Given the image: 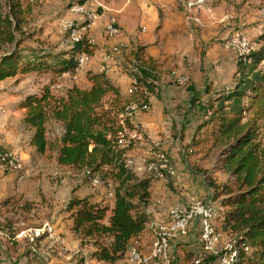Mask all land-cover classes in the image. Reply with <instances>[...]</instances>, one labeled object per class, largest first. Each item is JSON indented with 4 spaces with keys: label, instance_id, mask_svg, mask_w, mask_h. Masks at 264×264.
Segmentation results:
<instances>
[{
    "label": "trees",
    "instance_id": "obj_1",
    "mask_svg": "<svg viewBox=\"0 0 264 264\" xmlns=\"http://www.w3.org/2000/svg\"><path fill=\"white\" fill-rule=\"evenodd\" d=\"M31 12L29 0L24 3L0 0V80L29 72L53 76L75 74L77 56L93 52L86 34L57 52L41 44L26 45L25 40L32 35L23 25ZM253 42L257 46L247 56L235 54L232 83L227 88L223 86L213 94L209 86L202 91L193 85L187 88L189 106L200 116L197 131L209 127L213 143L219 146L221 167L233 177L231 183L206 178L205 184L211 189L209 198L223 208L217 209L219 228L237 242L236 264H264V30ZM129 55L130 68H125V72L133 80L131 94L122 95L105 72H88L87 88L73 84L63 94H57L47 84L18 104L25 111L22 122L32 129L30 144L36 153L53 157L56 164L79 174L89 185L91 178L97 176L101 186L111 189V207L91 195L72 194L64 208L72 219L70 228L79 246L91 247L89 257L108 264L126 258L129 248L150 221L146 208L155 179L136 175L124 164L121 151L115 150L116 135L121 129L118 115L125 112L130 102L148 105V98L156 93L160 79L157 60L146 56L143 46H132ZM125 125L132 126L128 118ZM12 199L7 198L1 204L17 210V201ZM25 205L27 202L22 204ZM4 218L0 229L4 226L13 237L12 223ZM176 243L190 264L216 263L212 255L196 263L200 251L187 249L189 241ZM29 254L32 253L24 251L10 262L18 264ZM37 258L29 257L25 264H42ZM170 261L175 264L177 258L170 255ZM78 264H85V260Z\"/></svg>",
    "mask_w": 264,
    "mask_h": 264
},
{
    "label": "rangeland",
    "instance_id": "obj_2",
    "mask_svg": "<svg viewBox=\"0 0 264 264\" xmlns=\"http://www.w3.org/2000/svg\"><path fill=\"white\" fill-rule=\"evenodd\" d=\"M29 1L32 3V14L27 16L23 29L32 36L25 40L24 44L30 46L41 44L46 48H52L56 52L65 50L70 39L69 33L63 29L62 24L70 21L79 28L82 17L74 13L65 15L63 10L69 6H66V1L60 4L61 8L56 13H52L49 10L54 9V6L62 0ZM75 1L69 0V3ZM102 1L107 2V0ZM108 2V5H110V0ZM91 3L93 5L90 4L87 7L92 12L97 13L98 10H103L98 7L99 5L94 0ZM177 4L184 13L187 24L184 27L183 38L184 36L187 37L185 39L192 41L194 45L187 48L185 42H183L182 48H173L176 51L173 52L172 50L171 55L155 58L160 70V79L157 82L156 93L150 95L149 98L154 97L158 101L156 103L157 111L162 107L164 116H166L165 123L152 124L154 133L150 136L144 135L145 133L141 130L140 123L137 122L138 126L135 125L137 128H141L143 138L141 142L138 141L133 146L135 149L132 152L134 156L132 159L135 160H133V170L136 173L143 171V165L145 164V161H142L144 151L154 152L155 145L158 144V147L168 158L172 171L165 178L154 179L152 182V199L147 209L150 210L151 214L161 213L162 211L169 213L168 210L175 206L187 207L194 201L213 204L216 209H223L218 202H214L209 198L211 189L206 186L205 181L208 178L213 179L217 183H231L233 182V177L221 167L222 159L219 154V146L213 143V139L209 135V127L197 131L200 116L194 108L189 106L187 88L189 85H193L196 90L202 91L205 86H209L211 88L210 92L213 94L221 86L228 84L232 74L235 53L224 46L225 42L233 34L242 32L251 40L252 46L255 48L257 45L253 40L257 35H253L254 31L260 24L264 25V0H178ZM193 8L194 12H190L189 10ZM68 12L70 13L69 10ZM99 15H102L101 12ZM113 22L116 24L115 21ZM259 30H262V28ZM83 34H87V38L91 40L93 52L90 54V62L82 68L79 67L74 77L67 74L53 76L51 74L39 75L35 72L23 75L19 73L12 84L9 82L0 83V88L6 91L2 95L3 101L11 98V94L28 95L30 93H38L47 84H57L56 87L53 86L52 90L59 92L67 85L80 83V78L87 70L86 67L96 63L104 53L111 54L113 59H115V56L117 57L116 60L121 71L125 72V68H130L129 46L126 50L125 46L118 45V47L116 43H110L115 37H108L104 28L103 32H101L102 40L100 42L95 39V35L90 30ZM101 42H104L102 46L99 45L102 44ZM210 45L211 48L209 47ZM130 46L132 47V44ZM219 57H222L220 61L214 64L209 63ZM195 59L202 61L197 64ZM179 77H187L186 84H178L176 80ZM213 83L215 85L212 87ZM2 109H4V106H2ZM148 109H150L149 99ZM149 156L151 157V155ZM29 160V164L25 167L22 164V169L18 170L24 172L25 169L29 168L31 169L29 172H34V175L28 177L29 181L25 182V193L17 194L16 198L12 199V201H15V199L20 201V203H17V210L10 207V205L6 207L3 205L2 207L4 208L0 209L2 211L0 213V221L5 223L4 217H7L12 223L13 232H15L13 237L10 236L8 233L10 230L8 231L2 224L3 228L0 229V264L5 262L8 264L10 261L13 263L15 261L14 258L21 255L24 251L32 253L27 258L35 259L37 256L38 262L42 264H78L83 259L85 264H105L89 260V251L77 246L72 237L68 235L66 228L67 215L64 208L71 193L70 189L78 186L95 193V188L90 187L80 177L67 173L65 168L55 165L52 160L43 157ZM137 162L140 164L138 166L143 168L142 170L137 169ZM32 179L38 182L39 187L36 192L29 195L31 191L28 188L32 183L30 182ZM25 202H27L28 206H22ZM104 202L107 204L105 197ZM162 203H164V206L162 209H158V206ZM151 219L155 220V216L152 215ZM167 219L157 224H163L167 222ZM155 221L157 222V220ZM44 223H50L53 226L60 243L51 242L43 237L38 238L39 236H45L42 233L43 231L39 235H35L34 227L41 228ZM214 225L219 227L217 216L214 220ZM21 230L22 233L20 234ZM224 237L225 240L230 238L228 234ZM224 239L223 242L225 241ZM14 240L15 243H13ZM172 244L175 243L172 242ZM137 248L139 250L138 246ZM175 248L171 252L172 254H169V258L170 255L172 258H177L175 264H190L178 245ZM186 248L194 252L200 251V254L202 253L199 231L197 239L187 244ZM6 251L10 255L11 259L9 258V260L7 259ZM150 251H144L143 253L149 254ZM27 258H21L18 264H25ZM114 264L135 263L131 262L126 255L124 260ZM149 264L162 263L160 260H154ZM210 264L219 263L216 261V263L212 262Z\"/></svg>",
    "mask_w": 264,
    "mask_h": 264
},
{
    "label": "crops",
    "instance_id": "obj_3",
    "mask_svg": "<svg viewBox=\"0 0 264 264\" xmlns=\"http://www.w3.org/2000/svg\"><path fill=\"white\" fill-rule=\"evenodd\" d=\"M65 1H66V6L69 5L68 4L69 0H62L60 3L54 6V9H50L49 11L52 13H56L61 8L60 4L65 3ZM91 1L92 0L81 1L82 2L81 4L85 6H89L90 4L93 3V2L91 3ZM94 1L97 3V5H99L98 7H101V9L103 10L97 11L93 24H91V26L86 30V32L90 30L92 34L95 35V39H97L98 42L102 40L101 32H103V28L105 27V24L108 21L112 20L116 22V25L119 28V33L116 36H114L115 38L112 41H110V43H114V44L116 43L117 46L118 45L125 46L126 50L129 46L128 51L131 49L130 44H132V46L140 45L144 47V53L146 54V56H151L153 58H160L162 56L171 55L172 50L173 52H175L176 49H173V48H182L183 42H185L187 48L192 47L194 45L192 41H188L187 39H185L187 37L184 36L183 38V35L185 33L184 27L187 24L185 20V15L180 10L179 5L177 4L178 0H110V5H108L109 4L108 0H107L108 3L107 2L105 3L102 0H94ZM66 9L63 10L65 15L67 14L71 15L72 13L68 12V7ZM189 11L194 12V8L190 9ZM100 12L102 15H99ZM217 21H222V20H217ZM120 28H121V32H120ZM261 28L262 30H259ZM100 29H101V32H100ZM263 30H264V25L260 24L258 28L254 31L253 35L256 36ZM101 43L102 44H99V45L102 46L104 42H101ZM209 47L211 48V45ZM116 58L117 57L115 56V59H113L111 57V54L109 53L102 54V57H100V59L97 60L96 63L92 62L93 65L86 67L87 70H85L84 75L80 78L81 79L80 83H74V85H77L81 88H87L90 86V82L87 78V74H88L87 72L96 73V72L103 71L105 72L109 80L119 88V91L122 95H128L129 94L128 90L131 87L133 80L125 72L119 69ZM221 59L222 57H219L214 60H211L209 63L214 64L220 61ZM195 61H196L195 63L200 64L202 60L195 59ZM89 62H90V59L84 66H86ZM233 62L234 63H233V68H232V74L235 68L234 67L235 59L233 60ZM232 74H231L230 79L228 80V84L225 85L226 88L228 87L227 85H230L232 83ZM67 75H70V74H67ZM74 75L75 74H73V77ZM17 76L18 74H16L13 77L4 78L3 80H0V83L9 82L10 84H12V82L16 79ZM71 85H67L65 86V88ZM213 85L215 84L213 83L212 87ZM53 86L56 87L57 84H51V88H53ZM222 87L223 86H221V88ZM65 88L62 91H59V92L55 91V92L57 94H63ZM5 92L6 91H4V89L0 88V145L1 147L7 150L8 152L14 154L15 156H17L20 159L21 163L24 165V167L30 163L29 159L39 158V157L52 160L55 165L60 166L56 164L53 157H48L46 155H40L36 153L34 147H32L30 144L32 129L24 125V123L22 122L25 111L24 109H21L18 107L19 102L23 100L26 95H20V94L12 95L11 94L10 95L11 98L3 101L2 95ZM15 98H19V99H15ZM148 99H149L150 109H148L147 111H143V112L135 111L131 117V121L134 125L138 126L137 122L141 124L142 129L139 127L138 129L143 130V132L145 133L144 134L145 136L146 135L150 136L154 133L153 132L154 127H152V124H157V123L164 124L165 117H166L164 116L162 107L160 108L159 111H157L158 107L156 103H158V101L155 100L154 97H150ZM2 106H4V109H2ZM141 141L142 139L139 142ZM134 150L135 149L132 148L128 152L131 158H134L132 154ZM148 152H149L148 150L144 151L143 160L145 159V157L146 158L150 157ZM138 165L140 164H138L137 162V166ZM65 169L67 173L72 174L73 176L79 177V174L71 172L69 168H65ZM137 169L142 170L143 168L141 166H138ZM30 170L31 169L29 168L25 169L24 172L22 171H1L0 170V204L2 201H4L7 198H16L17 194H21L22 192L25 193L26 190L24 189V184L25 182L29 181L28 177L34 175L33 174L34 172H29ZM142 172L143 174H141ZM142 172L141 173L135 172V174L140 177L145 176L146 174L144 173V170ZM30 182L32 183L29 185V188H28L31 191L29 195L36 192L39 187L38 186L39 184L38 182L35 181V179L30 180ZM89 186L92 188H95L96 192L94 193L90 191L89 189L88 191L87 189L85 190L84 187L75 186L74 188L70 189L71 193L69 197L72 194L77 195L79 197L91 195L92 198L96 201H99V200L104 201V197H105L107 199L108 206L110 207L112 206L113 198H112V192L110 188H105L101 186L100 184L97 186H93L90 184ZM151 188H150V201L152 199ZM16 201L17 203H20L19 200H16ZM2 206L3 205L1 204L0 209L6 207V206L4 207ZM163 206H164V203L158 206V209H162ZM181 207H184V206H181ZM147 209L148 207L146 208V212L148 213L149 217L152 218V215L155 216V220H157V222L154 219L150 218V221L146 224L144 231L138 236L136 240L137 246L139 247L140 251L142 250V253L144 251L146 252L150 251L152 248L153 237H154L153 230H154L155 225H157L158 222L160 221L162 222L168 218V212L162 211L161 213L158 212L155 214L154 213L151 214L150 210H147ZM1 212L2 211H0V213ZM66 215H67L66 216L67 233L68 235H70V237H72L76 245L79 246V240L77 239V237L71 231V228H70L72 225V219L69 218L68 213H66ZM46 225H51V224L44 223L41 226V228L39 227H34V228L39 229V233H41V231H43ZM198 231H199L198 224L196 222L190 223L187 235L179 240L174 241V243L178 241H182V242L189 241L190 243L192 242V240L197 239ZM21 233H22V230L20 234ZM42 237L46 239L45 236H39L38 238H42ZM174 245L176 246L177 243L172 244L171 249H170V254H172L171 252L174 251V248H175ZM173 246L174 248H172ZM84 249H87L89 251L88 259L91 261H95L89 257L93 249L91 247L84 248ZM96 262L104 263V262H99V261H96ZM105 264H108V263H105Z\"/></svg>",
    "mask_w": 264,
    "mask_h": 264
},
{
    "label": "built area",
    "instance_id": "obj_4",
    "mask_svg": "<svg viewBox=\"0 0 264 264\" xmlns=\"http://www.w3.org/2000/svg\"><path fill=\"white\" fill-rule=\"evenodd\" d=\"M71 13L82 17L79 28L72 22H65L62 27L69 34L70 43L78 41L83 33L93 24L96 13L92 12L87 6L78 2H73L68 6ZM77 28V29H76ZM105 34L108 37L116 36L119 33L118 26L109 21L104 27ZM82 34H81V33ZM231 49L237 56H247L253 46L251 40L242 32L233 34L227 39L224 45ZM90 55L80 53L77 56L78 67L84 66ZM133 70H135L133 68ZM178 84H186L187 77L177 78ZM134 92V87L131 86L128 93ZM148 105L145 103L130 102L125 107V112L118 115V123L121 129L117 132L115 142V150L121 151V158L126 166L132 168L134 161L129 156L128 152L133 148L134 144L142 139L140 130L132 123L131 117L135 111H147ZM129 119L132 125H125V119ZM0 145V170L1 171H18L22 169L20 159L14 154L5 149H1ZM156 150V151H155ZM151 157L145 161L144 173L146 176H152L155 179H163L172 173L168 158L165 153L155 145L154 152H148ZM91 185L97 186L100 180L97 176L91 178ZM217 216V209L213 204L201 203L198 201L191 202L187 207H173L169 210L167 222L157 224L154 227V237L152 248L149 254L140 252L137 248L136 241L129 248L127 256L129 260L135 264H149L154 260H160L162 264H171L169 254L172 242L181 239L187 235L190 223L196 222L199 225V241L201 246V255L196 260V263L207 255H212L216 258L219 264H236L238 255V246L236 240L229 235V239L225 240L227 234L219 227L214 225V220ZM35 235H38L39 229H34ZM46 239L51 242L60 243L59 237L56 234L53 226L46 225L43 229ZM221 239V240H220ZM223 239L225 240L223 242ZM220 240V241H219ZM222 242V244H221ZM222 245V246H221ZM218 247H220L218 249ZM244 250H248L247 247Z\"/></svg>",
    "mask_w": 264,
    "mask_h": 264
}]
</instances>
